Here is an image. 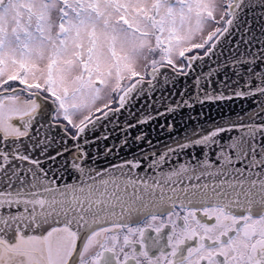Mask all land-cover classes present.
Here are the masks:
<instances>
[{
	"label": "snow or ice",
	"instance_id": "1",
	"mask_svg": "<svg viewBox=\"0 0 264 264\" xmlns=\"http://www.w3.org/2000/svg\"><path fill=\"white\" fill-rule=\"evenodd\" d=\"M0 264H264V0H0Z\"/></svg>",
	"mask_w": 264,
	"mask_h": 264
},
{
	"label": "water",
	"instance_id": "2",
	"mask_svg": "<svg viewBox=\"0 0 264 264\" xmlns=\"http://www.w3.org/2000/svg\"><path fill=\"white\" fill-rule=\"evenodd\" d=\"M207 70V68H205V71ZM185 83L187 84H191V80H188V81H184V80H181L180 83L177 84V88H183L185 86ZM167 102V101H165ZM236 109L239 110V104L236 105ZM211 115L213 116H216L217 115V111L216 110H212L211 111ZM179 124H180V121H179V118H177V127L179 128ZM152 128H154L155 130L154 131H151V136L152 138L155 140L156 138H160L162 142H164L168 136V133L167 132H161L159 130V126L158 125H153ZM135 151V148L133 149ZM121 155H124L123 152H121ZM112 159H115V158H112ZM102 163V166L103 165V161H101Z\"/></svg>",
	"mask_w": 264,
	"mask_h": 264
}]
</instances>
